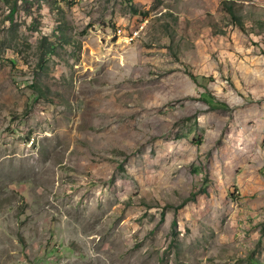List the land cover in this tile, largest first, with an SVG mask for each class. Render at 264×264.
I'll return each instance as SVG.
<instances>
[{
	"label": "rangeland",
	"instance_id": "1",
	"mask_svg": "<svg viewBox=\"0 0 264 264\" xmlns=\"http://www.w3.org/2000/svg\"><path fill=\"white\" fill-rule=\"evenodd\" d=\"M28 1L0 0V264H264V0L244 28Z\"/></svg>",
	"mask_w": 264,
	"mask_h": 264
},
{
	"label": "trees",
	"instance_id": "2",
	"mask_svg": "<svg viewBox=\"0 0 264 264\" xmlns=\"http://www.w3.org/2000/svg\"><path fill=\"white\" fill-rule=\"evenodd\" d=\"M125 1L132 2L133 0H125ZM223 10L230 16V18L232 19L234 23H236L240 28H244V23L242 21L241 14L238 12L237 5L234 1H231V0L224 1ZM14 13H15V8L13 7L11 9L12 16L14 15ZM139 14L140 13L137 11L134 12V15H139ZM52 50H54L53 46H52ZM195 195L196 193H193L189 198H193ZM253 264H261V263L258 261H254Z\"/></svg>",
	"mask_w": 264,
	"mask_h": 264
},
{
	"label": "built area",
	"instance_id": "3",
	"mask_svg": "<svg viewBox=\"0 0 264 264\" xmlns=\"http://www.w3.org/2000/svg\"><path fill=\"white\" fill-rule=\"evenodd\" d=\"M144 27H145V25L141 28V31L144 29ZM141 31H140V29L137 30V31H134V32H132L129 36H124V37H123V40H124L126 43L130 44V43H132L133 41H135V40L139 37ZM115 35H118L119 38H120L121 32H118V33L115 34Z\"/></svg>",
	"mask_w": 264,
	"mask_h": 264
}]
</instances>
